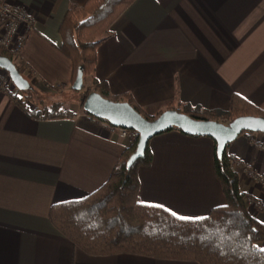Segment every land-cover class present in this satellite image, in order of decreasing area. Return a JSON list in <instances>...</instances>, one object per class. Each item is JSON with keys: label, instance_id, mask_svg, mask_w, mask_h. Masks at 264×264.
<instances>
[{"label": "crops", "instance_id": "obj_1", "mask_svg": "<svg viewBox=\"0 0 264 264\" xmlns=\"http://www.w3.org/2000/svg\"><path fill=\"white\" fill-rule=\"evenodd\" d=\"M9 1L34 16L20 29L21 74L37 91H66L72 65L59 49L58 28L68 7L85 0ZM95 54V82L106 83L111 95L130 94L145 114L168 103L226 110L232 94L264 111V0H134ZM13 88L0 87V264H198L73 246L51 223V205L97 189L130 141L77 101L59 117H35L18 105ZM252 139L264 134L243 131L225 151L264 175V151ZM147 145L151 161L136 168L139 203L181 218L203 217L225 203L211 137L169 129ZM236 171L239 188L264 204V189ZM247 210L264 224L261 209Z\"/></svg>", "mask_w": 264, "mask_h": 264}, {"label": "trees", "instance_id": "obj_2", "mask_svg": "<svg viewBox=\"0 0 264 264\" xmlns=\"http://www.w3.org/2000/svg\"><path fill=\"white\" fill-rule=\"evenodd\" d=\"M133 1L85 0L81 5L68 7L58 32L61 37L59 49L71 61V84L78 67L82 68L83 80L93 78L97 46L109 35L113 21ZM0 55L10 58L15 68L22 72L17 54H9L0 48ZM91 83V89L77 91L81 107L86 94L94 90L105 98L128 102L148 119L161 112L145 114L130 94L111 95L106 83H97L94 78ZM13 89L20 95L14 96L18 105L28 109L26 101L32 98L33 88L24 92ZM64 105L62 101L48 105L39 102L30 113L39 118L59 117ZM165 109H176L195 119L222 123L240 115L264 117V111L236 94L230 96L226 110L173 103H168ZM169 129L180 131L175 127ZM135 143L136 140L130 141L108 178L97 189L81 199L51 205V223L73 246L96 255L134 253L160 259L190 260L198 264H264V248L260 245L264 242V224L248 212L247 194L239 188L237 171L228 161L225 150L217 157L213 140V170L225 203L211 208L203 217L181 218L160 206L137 201L136 168L149 165L151 154L146 145L144 155L127 167L125 162Z\"/></svg>", "mask_w": 264, "mask_h": 264}, {"label": "water", "instance_id": "obj_3", "mask_svg": "<svg viewBox=\"0 0 264 264\" xmlns=\"http://www.w3.org/2000/svg\"><path fill=\"white\" fill-rule=\"evenodd\" d=\"M0 69L7 72L12 85L19 91L31 86L26 78L15 68L10 58L0 55ZM82 68L76 69L71 89L78 91L83 88ZM82 109L97 119H102L115 127H124L138 133L134 150L126 159V166L144 155L148 140L169 128H178L188 135H206L215 142V152L220 157L228 143L241 132L251 131L264 134V117L240 115L228 123L209 119H195L176 109H164L154 118L148 119L136 111L128 102L112 100L101 96L98 92L89 91L82 101Z\"/></svg>", "mask_w": 264, "mask_h": 264}, {"label": "built area", "instance_id": "obj_4", "mask_svg": "<svg viewBox=\"0 0 264 264\" xmlns=\"http://www.w3.org/2000/svg\"><path fill=\"white\" fill-rule=\"evenodd\" d=\"M33 22L34 16L28 9L16 5L9 0H0V48L9 54H17L22 45L20 37L21 27L30 28ZM10 82L7 72L0 69V83L7 85ZM109 126L114 129L121 138L128 139L129 141L137 139L138 133L133 129L115 127L110 124ZM251 141L256 144L259 149L264 151V140L252 139ZM227 159L236 170H240L246 178L264 189V175L257 173L251 163L238 160L232 153H227ZM246 205H252L255 208L261 209L264 213V204L254 200L248 194L246 195Z\"/></svg>", "mask_w": 264, "mask_h": 264}, {"label": "rangeland", "instance_id": "obj_5", "mask_svg": "<svg viewBox=\"0 0 264 264\" xmlns=\"http://www.w3.org/2000/svg\"><path fill=\"white\" fill-rule=\"evenodd\" d=\"M0 87L4 88L5 91L10 92L11 88L14 87V86L10 82L7 85H4V84L0 83ZM86 88L91 89L90 83L88 82L87 78H84V80H83V88L82 89H86ZM32 91L33 92L30 93V96L32 98L30 99V101H28V102L26 101V105L29 108H31L30 110H32L34 105L39 103V102H43L44 104L48 105V104H50V103H52L54 101H62L65 104L71 103V108H73V109L76 107V104H73V102L74 101L78 102V93L79 92L72 90L71 89V85H70V87H68L66 89V91H63V90L61 91V89L56 90V91H52V92L37 91L35 89H33ZM260 245H262V244H260Z\"/></svg>", "mask_w": 264, "mask_h": 264}, {"label": "snow or ice", "instance_id": "obj_6", "mask_svg": "<svg viewBox=\"0 0 264 264\" xmlns=\"http://www.w3.org/2000/svg\"><path fill=\"white\" fill-rule=\"evenodd\" d=\"M262 251H264V249H262Z\"/></svg>", "mask_w": 264, "mask_h": 264}]
</instances>
